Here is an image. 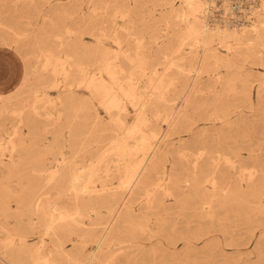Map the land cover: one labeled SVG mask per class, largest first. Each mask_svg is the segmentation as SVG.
<instances>
[{"label":"bare ground","instance_id":"1","mask_svg":"<svg viewBox=\"0 0 264 264\" xmlns=\"http://www.w3.org/2000/svg\"><path fill=\"white\" fill-rule=\"evenodd\" d=\"M175 1L152 0L145 11V0H89L101 20L93 15L67 26L64 49L35 40L43 66L32 101L24 91L30 71L15 88L0 89V116L37 113L49 88H62L66 108L65 133L54 135L46 151L58 147L60 157H29L36 139L6 142L0 135V155L9 143L7 168L21 186L0 193V229L12 232L1 242L0 264H213L221 250L213 232L229 245L240 243L227 221L247 224L250 239L257 235L264 167L253 136L239 133L244 120L233 115L241 113L239 103L264 104V75L253 85V66L264 68V20L222 26L210 19L213 0ZM145 22L153 27L150 43L159 45L160 30H169L159 52L163 63L149 55ZM169 132L178 139H165ZM20 151L24 156L16 158Z\"/></svg>","mask_w":264,"mask_h":264},{"label":"rangeland","instance_id":"2","mask_svg":"<svg viewBox=\"0 0 264 264\" xmlns=\"http://www.w3.org/2000/svg\"><path fill=\"white\" fill-rule=\"evenodd\" d=\"M145 1L146 5L143 9L147 11L148 7L152 4V0ZM263 1L264 0H213L209 10L210 19L216 23L218 22L219 25L222 26L226 22H229L236 25L237 29H242L244 26H250L254 21L258 22L259 19L264 20ZM175 2L179 5L178 0ZM233 4H238L239 11L233 9ZM90 5L89 0H0V35H4L7 38V42H0V56L5 58L8 62H11L12 71L15 75V80L8 91L15 88V85L21 81V78L25 75V71H30L31 81L24 91L26 92L25 96H27V99L32 101V97H28V95L35 85V78L42 72L43 66V59L36 57L40 49L39 47L42 46V44H35V40L41 42L48 41L53 44L56 49H64V44L67 39L65 33L66 27L70 26L75 28L82 19L86 20L89 16H93L94 13ZM98 12L100 13L102 10H98ZM101 14L103 13L97 16L94 15V18H97L98 21L101 20ZM150 24L149 22H145V25H143L147 34L148 52L152 58L163 63L164 57L159 54V52L161 51L160 47H162V40H168L170 36L168 33L169 30H160V33L164 34L165 37L161 40L159 45L150 43L149 35L153 28ZM160 27L161 26H158L159 29ZM162 27L164 28V25ZM16 33H20L21 35L17 36ZM18 38L24 40L27 44L24 45L21 40L18 41ZM73 38L75 37L73 36ZM86 38L90 40L88 36ZM159 67L163 69V65ZM253 67L255 73L253 85L256 86L258 85L256 75H264V68L256 65ZM225 70V68L221 69L222 72H225ZM171 72L175 73V70L173 69ZM43 74L45 80L48 82L53 79V75L50 72H43ZM189 76L188 82L191 83L193 77L196 76V72L194 70L191 71ZM199 76H201L200 81L203 84L206 77L205 73H201ZM202 86H204V84ZM61 89L62 88H49L47 91L48 98L40 100L37 103V113L35 114L27 110L23 115L4 114L0 116V127L4 125V128L0 129V135L4 136L5 141L8 142L11 136L16 142L23 138L30 143L31 139H36V144L30 148L31 154L28 155L29 157L36 156L44 159L60 157V154H58L60 149L58 147L55 148V152L52 154L46 151L48 150L47 145L49 141L53 139L54 135L65 133L64 124L66 108L64 102L60 98ZM25 96L22 98L23 100H25ZM49 100H51V102ZM14 101L18 100L14 99ZM237 105V110L241 113L233 115V119L239 123L244 120L241 124L242 127L239 133L253 136V147L257 148L256 154L260 157L261 165L264 167V104H256L254 107H249L245 103H239ZM27 116H30L31 122L26 120ZM200 124L201 127L207 128L210 132L217 129V127L211 125L210 122L204 123L201 121ZM160 126H162L161 131L165 133L169 131L163 120ZM168 134L169 136H166L165 139H178L177 134L172 136L170 132ZM181 135L184 137V140L189 139L186 134ZM161 140L162 138L159 136L154 139V141L157 142H161ZM11 148L10 144L6 143L2 149V151H4L3 155H0V158L5 160V162L0 163V193L1 190L6 191L3 195H6V193L10 194L13 191L16 192L21 188L18 181L7 168L10 165L8 161ZM66 150L69 153L70 149ZM133 150L137 149L134 148ZM242 153L244 158L247 159V162H249V165H251L248 149H243ZM15 155L16 158L24 156L21 151ZM140 157L141 152L134 154L133 158L139 160ZM22 165L31 167L35 165V163H24ZM11 198H13V196H11ZM12 204L15 205V201H13ZM7 222L8 226L11 227L14 225L15 220L10 217ZM227 224L230 226V230H234L236 233L235 240L237 241L235 242L240 243L229 245V238L224 237L220 231L213 232L211 236H215L214 240L216 242H221V250L218 251V255L215 257L211 256V259L214 260L213 264H230L229 261H236V264H259L264 261V254L260 255L255 249L257 240L264 230V224L255 228L257 235L252 239H250L251 230H249L247 224L236 221L234 218H232L231 221H227ZM10 236H12V232L0 229V247L1 242L5 241ZM224 259L228 260L224 261Z\"/></svg>","mask_w":264,"mask_h":264},{"label":"crops","instance_id":"3","mask_svg":"<svg viewBox=\"0 0 264 264\" xmlns=\"http://www.w3.org/2000/svg\"><path fill=\"white\" fill-rule=\"evenodd\" d=\"M15 80L11 62L0 56V89L8 90Z\"/></svg>","mask_w":264,"mask_h":264},{"label":"built area","instance_id":"4","mask_svg":"<svg viewBox=\"0 0 264 264\" xmlns=\"http://www.w3.org/2000/svg\"><path fill=\"white\" fill-rule=\"evenodd\" d=\"M233 6H234L233 9H236L237 11H239L238 10V4H233Z\"/></svg>","mask_w":264,"mask_h":264}]
</instances>
